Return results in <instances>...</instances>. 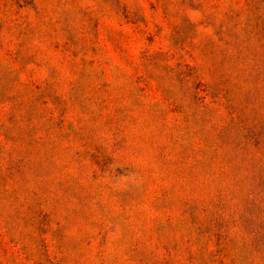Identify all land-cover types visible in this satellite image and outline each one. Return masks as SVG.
<instances>
[{
	"label": "rangeland",
	"instance_id": "obj_1",
	"mask_svg": "<svg viewBox=\"0 0 264 264\" xmlns=\"http://www.w3.org/2000/svg\"><path fill=\"white\" fill-rule=\"evenodd\" d=\"M0 264H264V0H0Z\"/></svg>",
	"mask_w": 264,
	"mask_h": 264
}]
</instances>
